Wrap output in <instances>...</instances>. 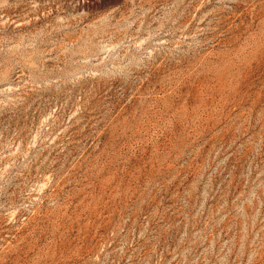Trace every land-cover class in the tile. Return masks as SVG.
Masks as SVG:
<instances>
[{
	"label": "rangeland",
	"instance_id": "rangeland-1",
	"mask_svg": "<svg viewBox=\"0 0 264 264\" xmlns=\"http://www.w3.org/2000/svg\"><path fill=\"white\" fill-rule=\"evenodd\" d=\"M0 264H264V0H0Z\"/></svg>",
	"mask_w": 264,
	"mask_h": 264
}]
</instances>
